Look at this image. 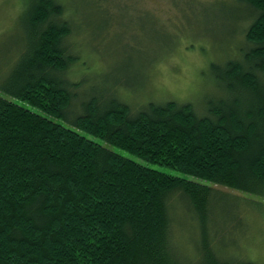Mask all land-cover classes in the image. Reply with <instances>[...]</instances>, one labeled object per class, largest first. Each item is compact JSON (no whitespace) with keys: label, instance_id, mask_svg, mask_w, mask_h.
Here are the masks:
<instances>
[{"label":"trees","instance_id":"trees-1","mask_svg":"<svg viewBox=\"0 0 264 264\" xmlns=\"http://www.w3.org/2000/svg\"><path fill=\"white\" fill-rule=\"evenodd\" d=\"M234 1L245 39L211 65L201 108L85 92L68 4L26 1V50L0 90L43 114L0 96V264H264V0Z\"/></svg>","mask_w":264,"mask_h":264},{"label":"rangeland","instance_id":"rangeland-1","mask_svg":"<svg viewBox=\"0 0 264 264\" xmlns=\"http://www.w3.org/2000/svg\"><path fill=\"white\" fill-rule=\"evenodd\" d=\"M26 1L0 0V83L5 82L26 50L27 33L23 26ZM61 1L68 4L73 16L77 38L74 35L71 42L78 45L76 50L81 56V62L73 67V79L78 80L87 70L89 73L78 80L83 81L85 92L115 90L128 99L142 101L143 105L149 101L176 100L199 103L197 107H200L207 97L206 90L211 94L216 91L211 81V65L222 64L229 57L238 58L236 44L245 39L243 35L238 36L240 25L234 0ZM120 81H125L128 87L116 90L114 84ZM0 96L43 114L1 90ZM65 126L77 131L71 125ZM79 133L149 168L196 180L138 158L84 131ZM177 219L184 224L183 229L191 225L187 219ZM180 236L184 241L190 237L183 230ZM256 238L254 233L252 237L242 236L244 245L254 248L253 253L261 252V241Z\"/></svg>","mask_w":264,"mask_h":264}]
</instances>
